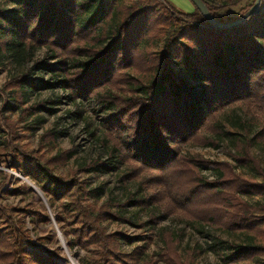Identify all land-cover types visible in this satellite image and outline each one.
I'll list each match as a JSON object with an SVG mask.
<instances>
[{
    "label": "trees",
    "instance_id": "16d2710c",
    "mask_svg": "<svg viewBox=\"0 0 264 264\" xmlns=\"http://www.w3.org/2000/svg\"><path fill=\"white\" fill-rule=\"evenodd\" d=\"M6 1L11 8L0 7V47L18 55L21 49L45 46L57 58L59 77L43 83H58L70 96H92L102 105L103 126L113 142L106 146V158L79 166L103 170L120 166L121 176L132 179L145 170L151 184L161 185L159 191L146 188L121 201L110 197L97 205L95 199L87 201L92 189L86 184L74 176L54 174L47 160L18 151L17 160L7 165L29 177L49 204L59 202L54 219L63 227L65 243L90 248V260L79 264H150L147 253L138 257L133 249L120 248L119 240L129 241L131 236L106 231L101 221L131 222L112 206L152 199H157L158 207L173 206L196 230L208 234V248L217 258L213 264H264V203L250 204L243 198L264 197V163L246 148L247 142L264 145V0L243 21L226 28L213 27L193 4L192 10L179 11L167 0ZM238 1L203 0L220 21L234 19L251 3L236 12L225 11ZM153 40L161 41L159 49L147 47L146 42ZM172 61L183 74L173 69ZM48 65L53 68V63ZM11 78L16 86L21 80L36 85L23 74ZM228 103H239L256 114L259 130L247 136L209 123L214 107ZM204 128L211 133L201 141L222 142L229 149L231 145V158L238 167L249 169L246 177L227 170L225 162L175 151L171 143L176 138L197 139ZM207 165L216 173L213 180L199 173L200 166ZM32 211L48 220L45 210ZM4 215L0 264H66L54 249L32 242ZM148 220L154 222L152 214ZM223 233L237 240L222 237ZM158 235L162 245L156 259L192 263L198 248H185L182 257L177 249L179 232L159 227Z\"/></svg>",
    "mask_w": 264,
    "mask_h": 264
},
{
    "label": "rangeland",
    "instance_id": "374dc122",
    "mask_svg": "<svg viewBox=\"0 0 264 264\" xmlns=\"http://www.w3.org/2000/svg\"><path fill=\"white\" fill-rule=\"evenodd\" d=\"M167 1L179 11H190L189 9L193 8L190 0ZM250 1L252 3L253 0H239L225 11L236 12ZM186 5L188 8H185ZM0 7L9 9L11 4L0 0ZM146 43L147 47L153 50L161 46L159 40ZM50 63H53V68L49 67ZM171 64L179 75L183 74L180 66L173 61ZM58 67L57 58L51 57L50 51L43 45L32 47L28 51L21 49L18 55L0 47V209L4 210L0 211V227L7 224L5 213L16 225L24 229L26 237L32 242L54 249L58 255L65 258L66 264H73L70 257L79 264L80 260H90V248H70L65 243L63 227L54 219L59 202L53 201L49 204L42 191L39 195L29 187L28 181L39 188L29 177L24 175L27 181L19 178V171L7 165L8 162L17 160L14 156L18 151L22 150L47 160L54 174L62 177L74 176L79 184H86L87 188L92 189L87 201L95 199L97 205L110 197L121 201L129 193L138 195L146 188L149 192L159 191L161 185L151 184L148 179L149 172L145 170L132 179L121 176L120 166L106 170L97 167L82 169L83 167L79 166L82 162L96 157L106 158V146H110L113 140L107 128L103 126L104 112L101 111L102 105L97 99L92 96L72 97L67 89L58 83H43L44 80L56 81L59 77ZM17 74L32 78L36 85H28L25 80H21L20 85H14L11 76ZM213 110L215 117L209 119L211 124L217 122L225 130L245 133L247 136L259 130L257 115L245 110L239 103L216 106ZM209 133L211 132L204 128L198 131L197 139L184 141L176 138L171 144L178 154L225 162L230 166L227 170L240 172L246 177V171L249 169L237 166L230 156L231 145L229 149L222 142L211 145L207 140L201 141L200 137ZM247 143L248 151L264 163V145ZM126 169L129 170L127 165ZM253 172L255 179L260 180L259 175L254 170ZM199 173L207 180H213L216 174L210 165L200 166ZM243 198L250 204L264 203V197L245 195ZM112 209H118L130 216L131 222L103 219L101 224L104 229L118 230L131 236L129 241L119 240L120 248L133 249L134 255L138 257L147 253L145 257L151 259L150 264H166L156 259L155 254L162 245V240L158 237L159 227H167L180 233L177 249L182 257L185 255V248H198L193 250L191 264H213L217 260L216 255L208 248V234L196 230L173 206L158 207L157 199H152L142 204L127 201L122 205L112 206ZM32 210H45L48 220L44 222ZM150 214L155 219L154 222L148 220ZM138 220H145V223ZM67 227L65 225V228ZM221 236L235 238L234 235L226 233Z\"/></svg>",
    "mask_w": 264,
    "mask_h": 264
},
{
    "label": "water",
    "instance_id": "95a60500",
    "mask_svg": "<svg viewBox=\"0 0 264 264\" xmlns=\"http://www.w3.org/2000/svg\"><path fill=\"white\" fill-rule=\"evenodd\" d=\"M190 2L194 5V7H196L200 11V13L204 16V18H206L213 27L226 28V27L234 26V25L240 23L248 15L252 14L257 9V7L260 3V0H253L252 3L239 16H237L234 19L229 20V21H220V20L215 19L211 15L209 10L207 9L203 0H190ZM17 176L19 178H22V177L25 178L24 175L20 172H17ZM28 185L30 188H32L34 191H36L39 195H41V193H40L41 190H39V188H37L35 185L30 183L29 181H28Z\"/></svg>",
    "mask_w": 264,
    "mask_h": 264
},
{
    "label": "bare ground",
    "instance_id": "6f19581e",
    "mask_svg": "<svg viewBox=\"0 0 264 264\" xmlns=\"http://www.w3.org/2000/svg\"><path fill=\"white\" fill-rule=\"evenodd\" d=\"M22 179L25 180V181H27L26 178H23L22 177ZM70 258H71L73 264H77L76 261L72 257H70Z\"/></svg>",
    "mask_w": 264,
    "mask_h": 264
},
{
    "label": "crops",
    "instance_id": "0c3cea01",
    "mask_svg": "<svg viewBox=\"0 0 264 264\" xmlns=\"http://www.w3.org/2000/svg\"><path fill=\"white\" fill-rule=\"evenodd\" d=\"M193 7V6H192ZM185 8H188V6L186 5ZM192 8H190L189 10H191Z\"/></svg>",
    "mask_w": 264,
    "mask_h": 264
}]
</instances>
